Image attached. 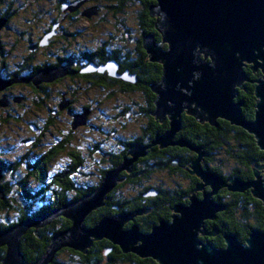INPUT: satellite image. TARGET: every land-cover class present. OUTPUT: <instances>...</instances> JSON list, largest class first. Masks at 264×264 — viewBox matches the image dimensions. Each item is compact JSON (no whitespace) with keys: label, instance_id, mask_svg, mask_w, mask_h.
<instances>
[{"label":"water","instance_id":"95a60500","mask_svg":"<svg viewBox=\"0 0 264 264\" xmlns=\"http://www.w3.org/2000/svg\"><path fill=\"white\" fill-rule=\"evenodd\" d=\"M153 1L148 7L149 15L156 19L154 27L161 38L157 41L152 34H145L142 46L150 61L162 65V73L159 80L149 86L155 95L150 114L159 122L168 118L169 127L164 132H155L149 145L141 142L128 145L129 156H124L116 168L108 170L100 184L88 194L68 201L59 209L1 230L0 248L6 247L1 264H49L62 248L87 253L94 241L104 238L123 253L150 257L157 264H264V229H252L244 241L239 240L236 233L226 232L222 247L201 238L219 233L217 227L204 232V223L206 219H215L217 212L224 209L214 198L221 188L233 192L250 189L264 207V176L258 171L264 164L256 165L252 179H225L203 167L205 152L201 147L185 138H175L181 129L183 114L212 126H217L218 119H224L252 135L264 152V0ZM4 24L5 18H0V29ZM247 63L252 64L253 71L259 70L262 74L253 81L252 119L243 115V101L237 99L238 89L248 80L244 70ZM110 65L114 70V63ZM56 71L44 67L38 70L35 79L46 80L47 76L49 79ZM3 83L0 80V87ZM155 145L161 149L179 145L197 153L190 174L201 182L196 184L188 203L174 205L171 219H160L147 233L141 232L135 224L125 228L141 211L102 216L88 227L86 217L103 206L107 193L125 179L119 176L120 172L131 171L133 162ZM198 191H202V197L197 196ZM59 215L67 218L70 226L53 235L36 261L26 262L20 250L21 236L28 228L37 229Z\"/></svg>","mask_w":264,"mask_h":264},{"label":"rangeland","instance_id":"374dc122","mask_svg":"<svg viewBox=\"0 0 264 264\" xmlns=\"http://www.w3.org/2000/svg\"><path fill=\"white\" fill-rule=\"evenodd\" d=\"M20 1L21 0H3L4 4L2 3V0L0 1V7L2 8L5 7V5L9 2H12V7H14V5L16 6V12L10 13L9 26L6 28V26L4 27V24V28L1 27L0 29V40L5 44V47H3L4 49L12 47V44H14L15 54L24 57L28 51H30L29 45L31 44V37L33 40H36L35 37L38 36V32H40L39 28L43 24L38 19V12L45 7L47 8L48 12H51L48 13L50 14L49 17H51L54 16L58 10L56 9L57 4L55 0H52L51 2L46 0ZM120 2L121 1L115 0H81L74 2V5L69 3V7H75V9L82 7V11L87 14L89 13L95 16L101 15L102 20H98L95 23L94 28L92 27L91 23L82 20L70 21L65 27L66 30H69V32L77 30L82 32L81 35L78 36V39L82 40L83 33L88 32L86 29H83V26L86 25L87 27L88 25V29H90V32L88 33H91L88 38L91 39L87 40V42H91L94 45L101 43L108 36L107 33L112 32V40L108 41L109 50H117L119 52L118 57L121 56V59H123V56L126 55L127 61H129L123 63L122 68L125 67V70L122 71L123 73H119L117 70L116 74H120L119 78H121L123 82H126L127 84L129 83L128 85L135 83L136 87L129 86V89H124V87H120L119 84L117 85L114 83L110 84V87H98L95 85L92 79L86 81L83 78H67L61 82H55V84L50 85V88L48 89V100L46 98V105L42 107V110L33 108L31 106L32 100H24L26 103H24L23 106L20 107L19 104H17L15 107L13 106V108L17 109V111L14 112L12 109L10 115H8L5 111H0V148H8L9 144H11L14 149V152L8 156L5 150L4 152L0 151V158H3L2 160L4 161L5 165L14 166L15 160L20 156L19 153H21L22 150H39L40 152H45L51 149L53 150L56 148L57 144H61L62 147L60 148V151L54 155V158L51 160V163L48 166L47 177L51 178L56 172L66 170L68 165L71 164L73 156L79 154V156L82 158V161L75 170L73 177L82 185L92 186L97 183V180L100 177V169H105L109 165L107 162H97L98 159L104 158V153H108V151H110L115 154L121 148L122 142H128V145H131L140 142L137 141V139L140 138L141 135H145L144 130L148 129L147 126H149L148 118L146 116V108L148 105L147 102L149 98L147 97V90H145L146 80H144V77L147 76L148 72L147 69H143L140 73H138L139 71L135 69L137 66L140 67V65H137L139 63H135L139 62L136 44L140 39V43L142 44L144 35H151L152 33L146 31L143 33V36L141 35L139 22L143 12V6L139 0L122 1V5H120ZM94 4L99 6L94 7ZM20 5L22 6L20 7ZM2 18L4 17L2 16ZM6 18L5 23L7 24L8 18ZM21 29H24V32H26L23 34V37H21L20 32L18 31ZM152 35L154 38H156L154 34ZM137 37L141 38H138L136 41ZM98 46H93V48ZM57 49L58 44L52 47V53L54 55L59 53ZM35 50L36 58L51 60V58L54 57V55H49V48L45 51L44 49H41V51L38 49ZM35 50H33V52ZM147 55L148 54L146 53V56ZM17 58V60H20L19 56H17ZM144 63H142L144 67H147L148 64L146 62ZM110 64L111 62H107L105 63V66L107 70L110 71V75L115 77L111 72L112 67ZM157 64L160 65L161 77L162 65L160 63ZM246 65L251 66L252 64L247 63ZM49 70H52V68H49ZM121 76L126 78V80H124ZM136 76H138V79ZM16 82L18 83L20 81ZM155 82L156 81H150L148 86ZM68 86H71L72 90L76 91L74 96L69 97L64 95L60 98L56 96L59 91L66 90V87ZM69 91H71V89ZM14 93L16 97H20L23 93L29 95L30 91H28L25 87L18 86L14 89ZM69 98L71 100L70 105L68 103ZM2 99L3 97L0 99V101ZM60 103L65 105L63 110L58 109V105ZM27 104H29V106ZM81 106H85L88 110H80ZM152 117L154 118V116ZM6 118L7 121H5ZM165 121L168 122L169 119L167 118L163 122ZM30 124H34L35 126L38 125L41 128L40 131L32 130L30 128ZM32 135H34L35 139L40 142L38 148H35L34 146L30 147V144L22 145L18 142L21 137ZM151 141L152 139L150 140V143ZM22 147H25L26 149H22ZM214 162L215 164L219 163L222 165L224 171H226L227 168L228 171L230 170L229 161L226 156H224V153H217L216 161ZM2 167L3 166L0 165V175H2L4 172L7 179L11 178L10 173L15 172L14 178H18L20 175H23L26 172L23 160L18 162L15 170H10L8 167H3V169ZM190 167L187 169L189 174L191 169ZM206 169L208 170L210 168L208 167ZM258 171L262 176H264L262 168H258ZM183 178L184 177L181 176L177 168H175L173 172L168 171L165 168H161L150 173L148 179L149 181L144 182V184L148 185L152 181H156L163 186L167 185L168 187H171L175 183H183ZM199 182H201L200 179ZM31 187L33 190L36 189L35 186ZM222 189L225 188H221L220 190ZM248 190L250 191V189ZM128 192L129 190L120 188L117 191V195H119V193L128 194ZM28 193L32 194L33 196L32 203L34 206H39L42 208L49 206L50 202L47 200V195L41 193V191L37 193L34 191H29ZM74 194V192L68 193V201H73L71 197ZM12 211L14 210H6V207H0V223L9 221L8 218L10 220H16L18 211H14L16 215L10 214ZM213 220L206 219L205 221L211 222ZM212 230L207 231L204 225V232L208 233ZM71 255L72 254H70L68 250H64L60 252L56 258L60 261H67L70 259L69 257H71ZM74 257L78 260L80 259L79 256ZM54 259L55 258H53V260ZM118 264L125 263L119 262Z\"/></svg>","mask_w":264,"mask_h":264},{"label":"trees","instance_id":"16d2710c","mask_svg":"<svg viewBox=\"0 0 264 264\" xmlns=\"http://www.w3.org/2000/svg\"><path fill=\"white\" fill-rule=\"evenodd\" d=\"M153 2V0H149L146 4H142L143 12L140 20L148 25L147 31L154 34L156 40L159 41L161 36L154 27L155 18L149 15L148 10L149 4ZM145 17L147 18L145 19ZM140 47H142L141 58L148 64V66L144 67L142 64L144 62H135L139 63L137 65H140V67L137 66L135 69L139 71L138 73L143 69H147L148 74L144 77V80H146L145 90L150 94V101L146 108V116L148 118L149 126H147L148 129L144 130L145 135H141L137 141H140L143 145H149L155 132H164L168 128V122L165 121L160 123L149 114L150 111L154 109V95L151 89H149L148 84L150 81H158L160 78V65L150 62L143 46L141 45ZM248 91L249 93H247L244 98L245 107L242 108V112L247 119H252L255 104L254 84L249 85ZM45 105L46 103L43 106ZM58 109H61L60 104L58 105ZM180 137L185 138L194 146L201 147L205 152L202 160L203 167H209L225 178L238 177L242 180L251 179L253 177L254 167L262 163L264 157V152L257 147L252 135L247 133L241 127L232 125L224 119H218L217 126H212L206 122L199 123L195 118L183 114L181 129L175 138L177 139ZM61 147V144H59L53 150H49L44 156V159L41 160L40 165H38L39 168H43L45 160L54 156L60 151ZM127 151L128 145L118 157L116 156L111 160L108 170L116 168L123 161L124 156H129ZM217 153H224V156H226L229 161V171L228 168L224 171L222 165L219 163L215 164L214 161H216ZM78 155L79 154L73 156L72 165L69 167L70 169L62 171L63 174L61 173L58 175V181L63 189L60 190L57 195L53 196V203L51 206L43 209L31 207L24 213L21 211V203L18 198L21 196L20 192L23 193V187L21 186L20 192L19 190L13 191V197L11 195L12 200H7V198L0 200V207L3 206V208L6 207V210L12 208L14 211H18V214L21 216L20 218L37 216L46 213L49 208L53 207L59 209L62 205L68 202V193L73 192L74 187L72 180L67 179V177L69 176V173L73 172L72 170L74 167L76 168L81 164V159H79ZM196 157L197 153L194 150L179 145H171L162 149H160L158 145L150 147L147 149V154L144 157H140L139 160L133 162L131 171L128 172L124 170L120 172L119 176L124 177L125 179L107 193L105 204L91 212L86 217L85 224L90 227L93 226L102 216H111L118 213L132 211L135 212L149 207H152V210L149 213L144 216H137L135 220L143 231H148L160 218L169 219L172 211L171 209L176 203H188V196L194 188L196 181H194L187 189H183L178 186L180 184L177 183L168 187L167 185L163 186L156 181H152L148 185H145L144 182L149 181L150 173L161 168L173 172V170L178 167L177 169L188 173L187 169H189L190 164ZM174 163H176V166H173ZM108 170H101V180ZM39 171L40 170H38V172ZM60 179H62L61 182ZM120 188L129 190L128 194L119 193V195H117V191ZM91 191L75 193L71 198L73 201L77 200ZM151 191H158V193L154 195ZM199 195L201 194L199 193ZM27 196L30 200L33 199L32 194L28 193ZM214 198L217 202L219 201V203L222 204L224 209L217 212L215 220L211 222L205 221L204 225L207 231L212 230L213 227H217L220 230L214 237H201L203 240H210L216 246L222 247L224 246L223 234L226 232L236 233L239 240L244 241L252 229H264V207L260 200L252 196L249 190L244 192H233L227 189H222L214 196ZM70 224L71 222L64 216L58 217L51 224H48L46 227L38 231L40 237L35 235L34 227H31L30 230H28L30 233L27 234L26 232V234L20 238V250L24 255L25 261L28 263L36 261L48 247L50 240L53 237L52 234L58 230L68 228ZM4 225L7 224L0 223V227ZM113 245L114 244L107 239L94 241L86 253V256L88 257L87 260L90 261L89 264H118L116 261H121L125 264H157L156 261L150 257L140 258L133 253H123L117 245ZM5 249V246L0 248V258L4 256ZM64 250H68L69 253L73 252V250L63 248L57 251L54 258L56 259V256ZM59 261L60 260H58V262Z\"/></svg>","mask_w":264,"mask_h":264},{"label":"flooded vegetation","instance_id":"af4514ba","mask_svg":"<svg viewBox=\"0 0 264 264\" xmlns=\"http://www.w3.org/2000/svg\"><path fill=\"white\" fill-rule=\"evenodd\" d=\"M46 1L51 2L52 0H46ZM77 1H81V0H69V1L68 0H55V2L57 4L56 9L58 10V12L54 16H51V17H49L50 14H48L51 12H48L47 8H45V7L38 12V19L43 24L39 28L40 32H38V36L35 37L36 40H33L31 37V44L29 45L30 51H28L26 56L22 57L20 55L15 54V45L14 44H12V47H8V48L4 49L3 47H5V44L2 43V41L0 40V80L4 82L2 87H0V99L3 97V99L0 101V104L2 105V106L0 105V107H2V108H0V111H5L8 115H10L12 109L14 112L17 111V109L13 108V106L15 107L17 104H19L20 107L23 106L24 103H26V102H24V100L25 101L26 100L27 101L32 100L31 106L35 109L42 110L43 109L42 107H44L43 105L48 100V95H49L48 89L50 88V85L55 84V82H61L67 78H70V79H72V78H81L82 79L83 78L86 81L92 79L93 82L95 83V85L98 87H105V86L110 87L109 85L113 84V83L117 84V85L119 84L120 87H124V89L125 88L129 89V86L136 87L135 83L128 85L129 83L127 84L126 82H123L121 80V78H119L120 77L119 73H121L122 71L125 70V67L122 68L123 63L129 62V61H127L126 55L123 56L124 57L123 59H121V56L118 57L119 52L117 50L112 49V48H111L112 50H109V47H108L109 42L108 41L112 40V37H113L112 32L111 33L108 32L107 33L108 36L101 43L94 45L91 42H87V40L91 39V38L90 39L88 38L91 34V33H88V32H90V29H88V25H87V27H86V25L83 26V29H86V31H88V32L83 33V35H82L83 39L82 40L78 39V36H80L82 32H80L78 30L73 31V32H69L68 29L66 30L65 26L70 21H75V20L86 21V22L91 23L92 27L94 28L95 23L98 20H102L101 15L95 16L93 14H89V13L87 14L84 11H82V9H81L82 7L81 8L78 7L77 9H72L73 8L72 6L71 7L68 6L69 3H72L74 5V2H77ZM102 1H104V0H102ZM115 1H121L122 2V1H126V0H115ZM139 1L141 4H144V3L146 4L147 2H149V0H139ZM20 2H22V0ZM121 2H120V5H122ZM2 3H3V0H2ZM21 6L22 5H20V7ZM98 6L99 5L94 4V7H98ZM11 12H16V6L14 5V7H12V2L7 3L5 5V7H3V8L0 7V18H2V16L4 18H6V17L8 18V19L6 18L7 24L5 23V25H4V27L6 26V28L9 26V20H10L9 16H10ZM146 18L147 17H145V19ZM28 21H29V19H28ZM98 23H100V22H98ZM139 24H140V28H141V35L143 36V33H145V31H147L148 25L146 23H144V21H141V20H140ZM18 31L20 32L21 37H23V34L26 33V32H24V29H21ZM30 35H32V34H30ZM141 37H137L136 41L138 40V38L140 39ZM140 40L137 41L136 48L138 51V57L140 59L139 62H143L144 60L141 58L142 57V50H141L142 47H140V46L142 44L140 43ZM56 44H58L57 51H59V53L57 55H54L52 53V47L55 46ZM118 44H119V42H118ZM92 45L93 46L99 45V46L93 48ZM48 48H49V50H48L49 55L50 56L54 55V57L51 58V60H47V59L43 60V59L36 58V56H35L36 50L35 49H38L39 51H41V49L42 50L44 49V51H45ZM33 50H35V51L33 52ZM44 51H43V54H44ZM17 56H19L20 60H17L18 59ZM107 62H113L114 63L115 69L114 70L111 69V72H114L116 74V72L118 70L119 73L116 74L117 77L116 76L113 77L110 75V71L107 70V68L105 66V63H107ZM44 67L57 70L56 74L51 75L49 77V79L47 76L46 80L43 79V80L39 81V79H37V78L35 79V76L37 75L38 70H40ZM244 70H245V73L247 74L248 80L243 82V88L239 89L238 95H237V99H241L243 101L242 108L245 107L244 98L246 97L247 93H249V91H248L249 85L250 84L255 85V83L253 81L262 77L261 72L259 70L253 71L251 69L250 65H246L244 67ZM136 78L138 79V76H136ZM16 81H20L22 84L20 82L17 83ZM18 86L27 88V90L30 91V94L28 95L26 93H23V94H21L20 97H16L15 93H14V89ZM70 89H71V91H69ZM69 93H70V95H69ZM75 93H76V91H73L72 87L68 86V87H66V90L59 91V93L56 94V96L59 98L63 97L64 95H67L70 97V96H74ZM147 97L149 98L148 102H147V104H148L150 101V94L148 92H147ZM46 98H47V100H46ZM70 102H71V100L69 98V102H68L69 105H70ZM27 105L29 106V104H27ZM61 105H62V103H60V106ZM63 107L64 106L62 105L60 110H63ZM80 110L83 111V110H88V109L85 106H81ZM5 121H7V118L5 119ZM30 128L32 130H35V131H40V129H41L38 125L35 126L34 124H30ZM18 142L21 143L22 145L23 144H26V145L30 144L31 145L30 147L34 146L35 148H38L39 143H40L39 141H37L35 139L34 135L27 136V137H21ZM57 145H59V144H57ZM127 145H128V142L127 143L122 142L121 148L118 150L117 153L113 154L112 152L108 151V153L103 154L104 158L98 159L97 162L98 163L100 161H101V163L107 162L110 165L111 160L116 156L118 157L120 155V153L123 152L124 148L127 147ZM24 148L25 147H22V149H24ZM95 148H97V147H95ZM4 150L7 154V156L14 152L13 146L11 144H9L8 148H6V147L0 148L1 152H4ZM48 151L40 152L39 150H22L21 153H19L20 156L17 157V159L15 160L14 166L5 165L4 161L2 160L3 158H0V165L3 167H6V168L8 167L10 170H15L18 162L22 161V160L24 161V167L26 169L25 174L20 175L18 178H14V173H15L14 172V173H10L11 178H9V176H8L9 179H7L5 177V173L3 172V174L1 175V179H0V190H1L0 200H3L5 198H7V200H10V199L12 200L11 195L13 197V194H12L13 191L19 190V192H20L21 186H22L23 187L22 188L23 193L20 192L21 196H19L18 198H19V201L21 203V211H23L24 213L26 210L28 211V209H30L31 207H34L37 209H43L42 207L33 205L32 200H30L27 196L29 191H34L35 193L41 191V193L47 195V200L50 202L49 206L52 205L53 196L57 195L59 193V191L63 189L61 184L58 181V178H57L58 175L61 173L63 174V172L62 171L56 172L51 178L47 177L48 176V173H47L48 166L51 163V160L54 158V156L49 157L48 160H45L44 167L43 168L41 167V169L39 168L38 165H40L41 160L44 159V156L47 154ZM78 157L82 161V158L79 155H78ZM260 164H264V160ZM71 165H72V161H71V164L68 165L67 169H70L69 167ZM108 166H107V168H105L106 170L109 169ZM173 166H176L175 163L173 164ZM77 168H78V166L76 168L74 167L73 170L71 169L73 172L70 171L71 173H69V176L67 177V179L72 180L73 187H74L73 188L74 193L91 191V190L95 189L100 184V181H101L100 177L97 180V183L95 185H92V186L82 185L81 183L77 182V180L73 177L74 176L73 174ZM67 169H66V171H67ZM102 169H100L99 175H101ZM38 170H40L39 171L40 173L38 172ZM178 171L181 174V176L184 177L183 178L184 182L183 183L179 182L177 184H180L178 186L182 187L183 189H187L188 187H190L194 181H196L195 186L199 182V179L196 176L191 175V174L186 173V172H183L179 169H178ZM262 171L264 172V167L262 168ZM96 177L98 178L97 175H96ZM4 180H6V181H4ZM61 180L62 179H60V182H61ZM31 186H35L36 189L33 190ZM52 186H53V188H52ZM195 186H194V188H195ZM194 188L191 190V193L194 190ZM205 190L208 191L209 187L208 186L205 187ZM151 192L154 195H156L158 193V191H151ZM191 193L189 194V196L191 195ZM199 193L201 195H199ZM196 194L198 197H202V191H198V192H196ZM189 196H188V201H189ZM176 204H178V203H176ZM184 204H186V203H184ZM50 209L55 210L58 208L57 207L49 208L48 211ZM8 210H13V209L10 208ZM151 210H152V207L144 208L142 210H137V211H141L142 213L135 215L133 220L127 222L125 224V228H129L132 224H135L139 227V230L141 232H143V233L150 232L152 227L155 224H157L160 219H163V218L158 219V221L156 223H154L148 231H143L140 228V226L135 222V220H136L137 216H144L145 214L149 213ZM172 213H173V211H171V215H172ZM10 214L16 215V213L14 211H12ZM39 215H41V214H39ZM39 215H37V216H39ZM171 215H170L169 219H164V220H170ZM37 216H32V217L26 216V217L20 218L21 216L17 213L16 220H10L8 218L9 221L1 222V223H6L7 225L1 226L0 231L7 229V228H10V227H14L15 225H17V223H19L23 220H29V219L35 218ZM58 217H62V216H56L49 223H45L43 226L38 227L37 229L34 228L35 235L37 237H40L38 231L40 229L46 227L48 224H51ZM30 228H28L26 230L27 234L30 233L28 231V230H30ZM58 231H60V230H58ZM58 231H56L54 234H56ZM26 232L24 234H26ZM54 234H52V236ZM67 249H70V248H67ZM70 250H73V249H70ZM105 253L108 254L107 252H105ZM70 254H72V255H71V257H69L70 259H68L67 261H59L58 262V260L56 258L54 261H52L53 263L51 262V264H56V263L57 264H73V263L74 264H84V263L89 264L90 263V261L87 260L88 257L86 256L87 255L86 253H82V252L73 250V252H70ZM83 255H85V256H83ZM74 256H79L80 259L78 260ZM119 262H121V261H116V263H119ZM121 263H123V262H121Z\"/></svg>","mask_w":264,"mask_h":264},{"label":"bare ground","instance_id":"6f19581e","mask_svg":"<svg viewBox=\"0 0 264 264\" xmlns=\"http://www.w3.org/2000/svg\"><path fill=\"white\" fill-rule=\"evenodd\" d=\"M46 15V14H45ZM55 37V36H54ZM82 38V37H81ZM125 42V41H124ZM90 51V50H89ZM237 137V136H236ZM79 191V190H78ZM219 202V201H218ZM51 210V209H50ZM215 220V219H214ZM207 222V221H206ZM220 230V229H219ZM214 237V236H212ZM51 241V240H50ZM114 246V245H113ZM21 249V248H20ZM44 253V252H43ZM3 255V254H2ZM30 263V262H29ZM32 263V262H31Z\"/></svg>","mask_w":264,"mask_h":264}]
</instances>
